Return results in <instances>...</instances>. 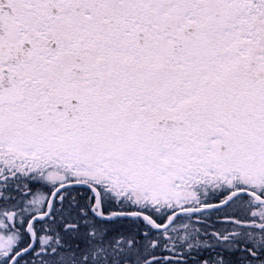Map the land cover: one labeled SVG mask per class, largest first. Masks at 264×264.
<instances>
[{
    "label": "snow or ice",
    "instance_id": "6c2138e0",
    "mask_svg": "<svg viewBox=\"0 0 264 264\" xmlns=\"http://www.w3.org/2000/svg\"><path fill=\"white\" fill-rule=\"evenodd\" d=\"M26 256L264 264V0H0V264Z\"/></svg>",
    "mask_w": 264,
    "mask_h": 264
},
{
    "label": "flooded vegetation",
    "instance_id": "af4514ba",
    "mask_svg": "<svg viewBox=\"0 0 264 264\" xmlns=\"http://www.w3.org/2000/svg\"><path fill=\"white\" fill-rule=\"evenodd\" d=\"M22 183H27L22 182ZM31 190V192H36L38 190H40L41 192H43L45 195H47V197L50 199L51 194H52V190L46 187H42L41 184H31L26 188H22L21 191L22 192H27ZM43 190V191H42ZM64 195L67 197V201L65 202V207H67V204L69 202L72 203H79L80 205H85L88 203L89 198L93 195V193L90 191V189L86 186L83 185H77L74 187H71L67 192L64 193ZM59 200V198H57ZM218 201L216 200H209V203H217ZM60 207V204L57 203V208ZM199 207V206H197ZM131 211V210H130ZM223 214L222 213H209L207 216H192L189 219H185L181 222H179L180 226H183L185 224H190L192 226V228H200L202 231H204V224H211L213 225V227L206 229L208 232H213L218 228L221 227H225V225H222L220 223H218V221L222 220ZM197 220L202 221V224H197L195 223ZM230 229V226H227ZM117 228L120 229L121 231H127L130 230L132 232H136V231H140L141 233H143L146 229L143 226V222L142 221H130V220H124V221H119L117 222ZM181 235H183V232H181ZM205 255H207L208 253L205 252ZM238 255V254H237ZM229 259H234V257H229Z\"/></svg>",
    "mask_w": 264,
    "mask_h": 264
},
{
    "label": "trees",
    "instance_id": "16d2710c",
    "mask_svg": "<svg viewBox=\"0 0 264 264\" xmlns=\"http://www.w3.org/2000/svg\"><path fill=\"white\" fill-rule=\"evenodd\" d=\"M40 191V190H39ZM43 191V190H42ZM31 256H26L24 257L21 261H20V264H26V262H29L31 261Z\"/></svg>",
    "mask_w": 264,
    "mask_h": 264
},
{
    "label": "rangeland",
    "instance_id": "374dc122",
    "mask_svg": "<svg viewBox=\"0 0 264 264\" xmlns=\"http://www.w3.org/2000/svg\"><path fill=\"white\" fill-rule=\"evenodd\" d=\"M32 193H33V195H35V194L37 193V191H36V192H32ZM44 195H45V194H44L43 192L40 191V197H39V198H43ZM32 199H33V196H28V197H27V200H29V201L32 200Z\"/></svg>",
    "mask_w": 264,
    "mask_h": 264
},
{
    "label": "water",
    "instance_id": "95a60500",
    "mask_svg": "<svg viewBox=\"0 0 264 264\" xmlns=\"http://www.w3.org/2000/svg\"><path fill=\"white\" fill-rule=\"evenodd\" d=\"M52 195V194H51ZM50 199H51V197H50Z\"/></svg>",
    "mask_w": 264,
    "mask_h": 264
}]
</instances>
